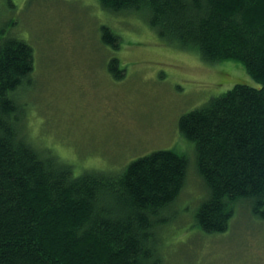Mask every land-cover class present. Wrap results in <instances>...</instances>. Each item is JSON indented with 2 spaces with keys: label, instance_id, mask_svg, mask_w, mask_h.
<instances>
[{
  "label": "trees",
  "instance_id": "1",
  "mask_svg": "<svg viewBox=\"0 0 264 264\" xmlns=\"http://www.w3.org/2000/svg\"><path fill=\"white\" fill-rule=\"evenodd\" d=\"M99 2L143 14L162 41L205 62H240L260 83L234 84L183 114L178 130L193 142L208 191L194 215L198 229L224 232L242 201L264 218V0ZM101 41L119 46L105 26ZM108 69L123 77L116 57ZM32 70L31 46L0 26V264H163L157 235L185 184L186 156L158 149L116 172L76 173L21 136L12 96Z\"/></svg>",
  "mask_w": 264,
  "mask_h": 264
},
{
  "label": "rangeland",
  "instance_id": "2",
  "mask_svg": "<svg viewBox=\"0 0 264 264\" xmlns=\"http://www.w3.org/2000/svg\"><path fill=\"white\" fill-rule=\"evenodd\" d=\"M0 26L33 50L28 84L12 96L32 148L78 174L116 172L158 149L184 154L185 184L157 235L163 264H264V218L250 203L234 205L224 232L198 229L194 215L208 191L193 142L178 130L183 114L234 84L260 87L240 62H205L162 41L143 14L111 12L99 0H0ZM102 26L117 49L102 43ZM112 57L120 79L109 72Z\"/></svg>",
  "mask_w": 264,
  "mask_h": 264
}]
</instances>
